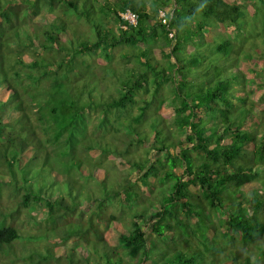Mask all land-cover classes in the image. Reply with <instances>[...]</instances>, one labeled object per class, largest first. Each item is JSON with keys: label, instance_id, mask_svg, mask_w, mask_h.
I'll return each instance as SVG.
<instances>
[{"label": "trees", "instance_id": "1", "mask_svg": "<svg viewBox=\"0 0 264 264\" xmlns=\"http://www.w3.org/2000/svg\"><path fill=\"white\" fill-rule=\"evenodd\" d=\"M243 6L241 0H0V195L9 199L0 216V258L16 254L21 264H205V258L264 264V184L245 188L264 177V129L254 138L243 127L264 113V54L251 33L257 64L244 63L252 72L246 77L235 64L244 42L233 46L242 37L230 30L203 41L215 23L238 28ZM126 9L135 13L134 24L120 16ZM111 20L123 26L113 30ZM117 46L123 56L115 66L102 61L117 94H95L107 75L87 56L98 51L108 60ZM250 85L260 91H247ZM140 91L145 96L136 99ZM160 95L177 135L161 128L154 104ZM67 129L76 130L71 141L80 137L75 149L108 159L97 176L103 196L91 199L108 202L90 214L80 209L79 185L69 171L56 179L54 162L47 169L38 162L33 171L19 164L20 152L36 149V155L64 143ZM20 208L38 211L33 217L40 214L52 234L18 254L16 225L4 219ZM125 213L131 216L126 221ZM109 226L117 240L106 236ZM75 237L83 242L80 251ZM68 242L57 255L48 253Z\"/></svg>", "mask_w": 264, "mask_h": 264}, {"label": "rangeland", "instance_id": "2", "mask_svg": "<svg viewBox=\"0 0 264 264\" xmlns=\"http://www.w3.org/2000/svg\"><path fill=\"white\" fill-rule=\"evenodd\" d=\"M98 1L102 2V0H98ZM135 1L138 2L140 0H135ZM143 1L147 2L149 0H143ZM241 1L244 3V6L242 7V12H243L244 16H243V18H240L238 20V25H239L238 28H236V26L235 27H233L231 25L223 26L219 23H215V25H212L208 30L204 31L203 41L209 42V41L214 40V39L218 40V38H220V37L227 36V32H229L230 30L233 31V34H237L238 37H240V38L242 37L241 39H238V38L235 39V37H233L235 39V43L233 42V46L237 50L239 49L238 45L240 44L241 40L244 42L243 46H242L243 52L241 54L237 55L238 58L235 59V64H237L239 66V68L242 69V71L245 75L246 74L251 75L252 72H250V70L244 66V63L248 66V65H250L251 61L252 62L255 61V63L257 64V59L255 58L256 56L254 55V51H255L254 45L255 44L249 42L248 37L250 36L251 33H254V35L257 36L256 39L254 40V42L259 43V46L262 47V51L264 54V37L262 35L264 33L263 32V29H264V0L263 1H261V0H241ZM251 1L254 2L256 4V6H253L251 4ZM70 20H71L70 22L73 26L78 25L76 23L77 20L74 16L70 15ZM111 23H112V29L113 30H117V26L118 27L121 26V24L118 25L116 22H112V20L110 21V24ZM83 27H84V25H83ZM83 30H84V32L88 33V35H89V31L86 28H83ZM87 38H89V37H87ZM231 39H232V37H231ZM190 44L191 43H189L188 48H189ZM209 45H210V43H209ZM200 47H201V49H203L205 47V45H201ZM120 50H122V48L120 46L113 47V49L110 48V50H109L110 56H109L108 60L103 59L101 54H99L98 51H97V53L93 54L92 56H87V58L92 59V63L94 65L96 64L97 66H98V64L102 65L103 64L102 61H104V62L107 61L106 65L110 68H113V66H115L116 60L120 56H123V52ZM185 51H187V50H185ZM185 51H183V53ZM155 52L157 53V48L153 49V53H155ZM30 53L32 54L31 51H30ZM207 55H210V54L208 52H206V56ZM231 56H234V54L231 53ZM159 57L162 58V60L164 58V56L162 57L161 54H159ZM172 59H173V57H170V60H172ZM202 61L205 63L206 60L203 59ZM258 62H260V59H258ZM225 63H228V61H225ZM108 67H106L103 64L102 68H100L102 74L103 73L105 74V72H106L107 77L105 79H103L102 81L100 79V81H99L100 85H99V87L96 86L95 94H96V92L99 93V91H98L99 89L102 90L107 95L117 94L118 84H115V83L112 84L111 80L109 79L108 75L111 73V70ZM116 68L121 69L120 66L116 67ZM230 71L233 72L232 68H230ZM246 77H247V75H246ZM131 78H133V77L131 76ZM47 83L49 84V82H47ZM246 89H247V91H253V93L254 92L257 93L260 91V90H258L259 88L257 86H254V85L247 86ZM253 95L254 94H251V96H253ZM141 96L142 97L145 96L143 93H141V91L138 94H135L136 99H139ZM163 96L164 95H162V97ZM160 97H161V95L156 100H154L155 101L154 104L158 105L157 113H159V115H160V116H158L160 118L159 123H163V124H161V128H167L168 131H170L173 135H177V132H176L177 127L175 126V123L172 121L174 116H172L173 113H172L171 107L166 105V102H167L166 100H162L158 104ZM167 97H169V96H167ZM254 97H256V96L254 95ZM136 103H140V102L137 101ZM129 111L131 113H135L137 111V109L135 106H132ZM158 117H156V118L154 117L155 120L158 119ZM154 118H153V120H154ZM263 122H264V113H262V116H261L259 112L258 113L256 112V116H253L250 119H247V121L243 127L248 129L252 133V137L258 138V134L261 132L260 129H264ZM22 131L24 132V134H27V133H28V135L30 134V132H25V129ZM75 131L76 130H74V132L72 133L71 130H69V132H68V129H67L66 133L70 137L62 140V141H64V143L58 145L56 142V143H54V146H56V147L51 148V149H48V147L46 146V148L44 147V149L42 151L37 152L36 155H35L36 149H27L26 151H24V153L20 152V154H18V157H19V160H21V162L19 163V160L18 161L15 160L12 163V166L15 168V167H17L18 163L20 164V166L22 165V163H25V168L26 169L28 168V169H30V171H33V166L35 164H36V166H38V164H37L38 162H40V169H43V168L47 169L49 167L50 163L54 162L56 165L54 171H55V174L58 176V178H56V179H61L66 174V172L69 171L70 174L73 176L76 184L79 185L80 193H79V201L78 202L80 204L79 205L80 209L84 212L86 211L87 212L86 214H90V213H92V211L94 209L101 208L102 206H105L106 201L108 202L107 199H104L103 202L102 201H100V202H98V201L92 202L91 201V199L94 197H96L97 200H99L103 196L101 194L102 186H101V184H97L98 183L97 176L101 175V173L103 171H105L104 167L106 168V163H108L107 162L108 159L105 158L104 154H102V153L100 154L97 151H94V153L91 154L90 152H85V151L80 150L78 148L75 149L76 147H74V145H79L78 139H80V137L78 135L77 136L78 139H75L76 141H71L72 136L75 133ZM55 132L56 131L54 129L49 132L50 139H52V136ZM33 136H35V135H32V137ZM70 148H73L75 151L72 152L70 150ZM133 150L134 149H131V151H133ZM159 154L160 153H153L152 156L158 157ZM45 155H47V156L49 155L50 157L46 161H43V159H41V158ZM128 155H130V154L128 153ZM71 157H73V159ZM17 168H19V167H17ZM261 168H260V170L264 174V169L263 168L261 169ZM21 169H19L20 173H21ZM42 174H43L42 172L36 171V179L39 175L38 178H40V180L43 181V178L41 177ZM83 177H86V179H84ZM54 179H55V177H54ZM94 182H95V184H94ZM263 184H264V177L262 178V181L259 180L258 178H256V180H253L249 184L245 185V188H246L247 192H249L250 188H255L259 185L261 187ZM32 186H33V183H32ZM50 187H51V189H54L53 188L54 183H52V185H50ZM263 188H264V186H262L260 188V191ZM161 190L164 191L165 189H161ZM84 198H88V200H84ZM4 204L8 205L9 199L6 198L5 195L2 193L0 195V216H1V213L3 212L2 209L4 208L3 207ZM35 207L41 208L42 206L36 205ZM37 212L38 211H35L32 209L20 208L16 217H14V218L6 217L4 219L5 221L13 222L16 225L15 228L17 229V231L19 233V237L17 239L14 238L15 240H13L12 244H16L15 246H13V248H15V252L18 254H20L22 252L18 248L21 247L22 249L27 250L28 247L34 246L36 244H40L37 237L44 239L49 234H52V233L46 232L47 229L44 228L45 227V224H44L45 221H44L43 217L41 218L40 214H37L36 217H33L34 214H36ZM121 213H122V211H121ZM217 216H218V214H213V217H214L213 219L216 220ZM130 217H131L130 214L125 213L123 216V219L126 221ZM94 219H98L97 220L98 224L102 225L101 223H103V221H101V218L95 217ZM110 227L111 226H109L107 228L108 230H106V236H108L111 241L117 240L116 234L114 233V231H111ZM74 243L77 244L78 251H80L82 248H84L83 247L84 245H82L83 242L78 240V238H76V237L74 238ZM67 244H70V242L64 243L61 246L56 245V246L52 247L53 251L51 252V250H49L50 252L48 251V253H51V255L55 256V255H57V253H60V250L62 252L63 248L66 249ZM197 248H199V250H202V246L197 247ZM213 250H214L215 256H216L218 251H219V248H217V246H216V247H214ZM15 255H13V256L9 255L8 257L5 256L6 257L5 259H4V256L2 255L3 257L1 256V258H0V264H21V260L18 258V255H16V256ZM205 259L208 260V258H205ZM207 260H206L205 264L220 263L218 261L212 263V262H209ZM50 262H48V264H51Z\"/></svg>", "mask_w": 264, "mask_h": 264}, {"label": "built area", "instance_id": "3", "mask_svg": "<svg viewBox=\"0 0 264 264\" xmlns=\"http://www.w3.org/2000/svg\"><path fill=\"white\" fill-rule=\"evenodd\" d=\"M120 16L123 18V19H126L127 22L131 23V24H134L135 23V19H136V16H135V13L126 9L122 12L119 13ZM158 16L159 17H162L163 16V11L162 10H159L158 11ZM162 21L164 20L163 18L161 19ZM123 26V25H121ZM170 34V33H169Z\"/></svg>", "mask_w": 264, "mask_h": 264}]
</instances>
